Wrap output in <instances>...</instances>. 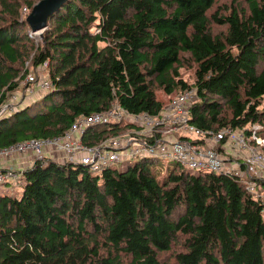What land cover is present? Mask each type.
Returning <instances> with one entry per match:
<instances>
[{
	"label": "trees",
	"instance_id": "trees-1",
	"mask_svg": "<svg viewBox=\"0 0 264 264\" xmlns=\"http://www.w3.org/2000/svg\"><path fill=\"white\" fill-rule=\"evenodd\" d=\"M39 1L0 0V103L29 69L47 63L50 82L0 119V148L61 137L77 118L114 105L156 115L154 90L195 89L189 122L206 133L249 137L255 126L264 137V0L224 14H210L217 0H67L35 44L25 19ZM184 67L192 85L180 78ZM133 129L92 126L82 143ZM148 162L95 174L36 163L21 194H0V264H264V193L250 194L234 175L183 167L159 183ZM248 176L264 192V175Z\"/></svg>",
	"mask_w": 264,
	"mask_h": 264
},
{
	"label": "built area",
	"instance_id": "built-area-1",
	"mask_svg": "<svg viewBox=\"0 0 264 264\" xmlns=\"http://www.w3.org/2000/svg\"><path fill=\"white\" fill-rule=\"evenodd\" d=\"M30 36L35 39L39 34L30 32ZM46 70L47 63L26 74L22 82L25 86L23 98L11 94L7 102H1L0 119L20 109L24 98L33 96L35 90L44 92L50 88L48 78L43 75ZM195 100V89L176 94L168 98L157 115H131L114 105L108 111L77 118L61 137L28 139L0 148V186L11 193L21 183L23 173L38 162L82 165L98 173L127 159L169 158L193 173L237 176L243 179L250 194L260 197L256 182L250 176L248 180L245 177L249 173L255 178L264 175V138L258 136L255 126L250 128L249 137L244 130L206 133L196 128L189 122L190 106ZM124 120L135 129L96 146L82 143L88 128L124 123ZM240 162L247 165L245 173L241 171Z\"/></svg>",
	"mask_w": 264,
	"mask_h": 264
},
{
	"label": "rangeland",
	"instance_id": "rangeland-1",
	"mask_svg": "<svg viewBox=\"0 0 264 264\" xmlns=\"http://www.w3.org/2000/svg\"><path fill=\"white\" fill-rule=\"evenodd\" d=\"M235 2L241 3V2H243V0H217L214 8L210 11V14H212L214 12L224 14L227 11V8H230V6H232L233 3H235ZM26 13L27 12L24 11L22 14L25 15ZM33 41L35 44H38L41 41V39L39 37H36L35 39H33ZM26 67H27V69H29L30 66L27 65ZM29 71H34V70L29 69ZM179 72H180V78L182 80H184L185 82H187L190 85L193 84V82H194V70L192 68L184 67V68H181L179 70ZM43 75H44V77L46 76V73H44V71H43ZM21 85H23V83ZM21 88H23V86H21ZM154 91H155L154 94H155L156 100L160 101L162 104H165L168 100L169 95L166 94L162 90H154ZM14 94H16L17 97H19L20 93L19 94L14 93ZM124 123H125V120H124ZM126 133H124V134H126ZM124 134L120 133L119 135L122 136ZM177 136L180 137V135H177ZM247 141H249L248 138H247ZM138 161H139V159H137V158L127 159L125 162H119L118 164H114L112 167L115 168L116 170H122V169H125L128 167H133ZM148 167L151 170L154 177L156 178V180L159 183H162L171 171H173L174 169H180L181 165L178 162L171 160L169 158H149ZM7 188L9 189V192H11L10 187L7 186ZM257 189L261 193H264L262 191L261 186H258ZM22 190H23V185L22 186L20 185L19 187L16 188L15 192H17L18 194H21ZM1 193H6L5 189H2V186H0V194Z\"/></svg>",
	"mask_w": 264,
	"mask_h": 264
},
{
	"label": "water",
	"instance_id": "water-1",
	"mask_svg": "<svg viewBox=\"0 0 264 264\" xmlns=\"http://www.w3.org/2000/svg\"><path fill=\"white\" fill-rule=\"evenodd\" d=\"M67 0H41L36 3L25 21L32 33H38L40 39L47 28L51 16L56 13Z\"/></svg>",
	"mask_w": 264,
	"mask_h": 264
},
{
	"label": "crops",
	"instance_id": "crops-1",
	"mask_svg": "<svg viewBox=\"0 0 264 264\" xmlns=\"http://www.w3.org/2000/svg\"><path fill=\"white\" fill-rule=\"evenodd\" d=\"M31 32V31H30ZM22 84V83H21ZM21 84H19V87H18V89L15 91V92H13L12 94H14V93H20L19 94V97H20V99L21 98H23V94L25 93V86H23V85H21ZM21 86H23V88H21ZM21 88V89H20ZM36 92H35V94L33 95V96H31V97H29V98H24V100H23V104H22V106L25 104V103H27V102H29V101H31L32 100V98H39L40 96H41V94L43 93V91H40V90H35ZM176 94H179V93H174V94H171L172 96H174V95H176ZM171 95H169L168 96V98L169 97H172ZM158 102H160V101H158ZM161 103V102H160ZM162 104V103H161ZM163 105V104H162ZM160 112V111H159ZM159 112H158V114H159ZM157 115V114H156ZM241 163V162H240ZM90 173H92V172H90ZM92 174H95V173H92Z\"/></svg>",
	"mask_w": 264,
	"mask_h": 264
},
{
	"label": "bare ground",
	"instance_id": "bare-ground-1",
	"mask_svg": "<svg viewBox=\"0 0 264 264\" xmlns=\"http://www.w3.org/2000/svg\"><path fill=\"white\" fill-rule=\"evenodd\" d=\"M35 71V70H34ZM34 71H29L28 73H33ZM27 73V74H28ZM4 103L7 102V100L5 99V101H3Z\"/></svg>",
	"mask_w": 264,
	"mask_h": 264
}]
</instances>
